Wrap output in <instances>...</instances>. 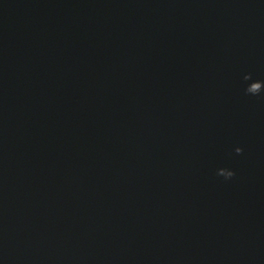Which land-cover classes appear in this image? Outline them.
<instances>
[{"label":"water","instance_id":"obj_1","mask_svg":"<svg viewBox=\"0 0 264 264\" xmlns=\"http://www.w3.org/2000/svg\"><path fill=\"white\" fill-rule=\"evenodd\" d=\"M0 264H264V0H0Z\"/></svg>","mask_w":264,"mask_h":264},{"label":"clouds","instance_id":"obj_2","mask_svg":"<svg viewBox=\"0 0 264 264\" xmlns=\"http://www.w3.org/2000/svg\"><path fill=\"white\" fill-rule=\"evenodd\" d=\"M241 151H242V149H237V152H238V153H240ZM233 175H234V172H233V173H230V174H229V177H231V176H233ZM229 177H228V178H229Z\"/></svg>","mask_w":264,"mask_h":264}]
</instances>
